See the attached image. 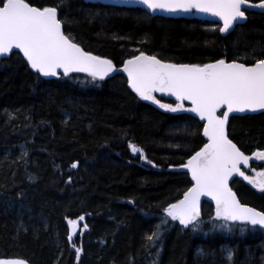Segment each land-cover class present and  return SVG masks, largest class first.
<instances>
[{"label": "trees", "instance_id": "16d2710c", "mask_svg": "<svg viewBox=\"0 0 264 264\" xmlns=\"http://www.w3.org/2000/svg\"><path fill=\"white\" fill-rule=\"evenodd\" d=\"M26 2L45 7L58 0ZM143 12L66 0L59 18L85 51L116 67L138 55L137 49L176 64L225 59L248 66L255 63L254 56L264 57V14L248 13L244 24L221 35L213 30L216 24L143 19ZM37 76L17 53L0 61V259L22 258L29 264H264V232L213 231V224L222 222L213 220L209 204L201 208V232L164 217L162 209L191 186L187 174L173 169L203 147L200 122L139 100L121 75L93 83L79 73ZM186 128L196 129L197 135H188ZM227 132L245 155L264 151V115L233 117ZM129 141L157 167L133 156ZM230 186L243 205L264 211V192L237 179ZM66 218L78 223L74 244L67 239ZM157 225L161 238L149 250L145 237ZM76 247L82 249L79 260ZM201 249L208 255H200ZM224 250L233 253L231 261Z\"/></svg>", "mask_w": 264, "mask_h": 264}, {"label": "snow or ice", "instance_id": "6c2138e0", "mask_svg": "<svg viewBox=\"0 0 264 264\" xmlns=\"http://www.w3.org/2000/svg\"><path fill=\"white\" fill-rule=\"evenodd\" d=\"M113 3L139 5L144 10L143 19H151L158 13L166 15L202 14L219 21L214 31L230 34L240 27L248 16V10H260L264 14V0H112ZM66 0H58L54 6H31L26 0H0V57H9L18 50L28 68L39 77H70L71 73H85L91 77L89 83L103 81L114 73H125L127 86L141 101H148L169 113H191L204 122L202 135L206 143L181 167L191 176L192 187L176 203L163 208L164 217L178 221L193 233L201 232L202 196L215 203L213 231L244 234L257 229L264 230V211L243 205L229 186L233 176H240L258 191L264 192V182H254L240 169L249 166L251 157L245 155L227 132L230 114L264 110V57H253L255 63L247 66L233 61L219 59L207 64L164 63L156 55H148L137 49L138 55L123 61V67H116L112 60L101 58L85 51L75 38L63 30L59 9ZM123 39V37H119ZM143 43V41H140ZM264 51V46L260 48ZM256 50L253 49V53ZM246 58V57H245ZM99 87V85H96ZM160 93L175 98V105L161 103L154 95ZM187 101L191 106L185 107ZM222 109H226L221 111ZM190 136L197 135L194 128H186ZM133 156L153 168L157 165L148 159L143 148L129 141ZM179 147V145H176ZM257 160H264V151L253 153ZM73 169L78 163L71 164ZM264 175V172L260 173ZM31 180L32 177H29ZM68 183H71L69 176ZM131 203V201H129ZM84 216L78 218L84 220ZM67 219V218H66ZM67 239L74 244L77 234L76 220L67 219ZM168 220L162 218L161 224ZM87 224L83 226L87 229ZM161 225L151 234H146L151 250L161 238ZM26 231V229H25ZM207 235V233H205ZM228 261L233 253L224 250ZM82 249L75 248L77 260ZM158 254V253H157ZM200 255L207 256L203 249ZM0 264H29L25 259H0Z\"/></svg>", "mask_w": 264, "mask_h": 264}, {"label": "water", "instance_id": "95a60500", "mask_svg": "<svg viewBox=\"0 0 264 264\" xmlns=\"http://www.w3.org/2000/svg\"><path fill=\"white\" fill-rule=\"evenodd\" d=\"M82 1H84L85 3H90V4H101V5L111 6V7H117V8H125V9H141V10H143L142 7L139 6V5L124 4V3H113L112 0H82ZM248 13L262 14V13L260 12V10H253V9H249V10H248ZM155 16H156V17H161V18H164V19H172V20H197V21H202V22H208V23L219 24V21H215V22H213L212 18H210V17H206V16H203L202 14H194V15H189V14L166 15V14H163V13H158V14H156ZM245 22H246V20H245V21H242V22H241V25L244 24ZM222 35H225V34H222ZM13 51H14V53L19 54V53H18V50H13ZM19 55H20L21 58L23 59L22 54H19ZM10 56H11V55H10ZM10 56H9V57H10ZM9 57H0V61H1V60H4V59H8ZM25 63H26V61H25ZM213 63H215V62H213ZM227 63H231V62H227ZM26 65H27V63H26ZM248 66H251V65H248ZM120 67H123V65H121ZM29 69H30V68H29ZM30 71L32 72L31 69H30ZM32 73H34V72H32ZM34 74L38 75L37 73H34ZM71 74H74V73H71ZM80 74H85V73H80ZM85 75H86V74H85ZM116 75H121V76L125 77L126 80H127V76H126L125 73H114V74H112L110 77H113V76H116ZM59 76H63V73L61 72ZM40 78H41V79H52V78H56V77H48V78L40 77ZM106 78H107V77H106ZM128 89H129V88H128ZM129 90L131 91V89H129ZM131 92H132V91H131ZM132 93H133V92H132ZM133 94H135V93H133ZM154 95H155L158 99H162V100H165V101H169V102H170L169 104H173V105H175V103H176L174 97H170V96H167V95H162V94H160V93H155ZM145 102H148V101H145ZM153 105H154V106H157V105H155V104H153ZM184 106H185V107H190L191 105H190L187 101H185V102H184ZM223 110H226V109H222L221 111H223ZM160 111L165 112V111H164L163 109H161V108H160ZM167 113H169V112H167ZM171 114H185V115H189V116L193 117L191 113H185V112H181V113H171ZM261 114L264 115V110L257 111V112L233 113V114H230V119L233 118V117L257 116V115H261ZM193 118L196 119L197 121H199V119H198L197 117H193ZM230 119H229V121H230ZM199 122H201L202 124L204 123V122H202V121H199ZM228 125H229V124H228ZM228 125H227V129H228ZM202 131H203V128H202ZM204 138H205V137H204ZM205 140H206V138H205ZM206 142H207V141H206ZM249 157H251V159H250V161H249V166H250V164H252V163H256V162H259V161H261L262 163H264V160H257L253 155H251V156H249ZM239 167H240L241 171H242L243 168H245L244 165H240ZM174 171H175V172H183V173L188 174V173H187V169H185V168H183V167L175 168ZM188 176H189L190 181H191V176H190V174H188ZM234 178H238V179H240L241 181H243L244 183L249 184V183H248L247 181H245L242 177H240V176H233V177L230 179V181H229V186H230V182H231ZM250 178L253 179L255 182H259V181L257 180V176L250 177ZM192 183H193V182L191 181V187H192ZM183 196H184V195H183ZM181 199H183V197H182ZM200 200H201V207H202L203 203H207V204L211 205V206L215 209V203H214V201H212L209 197H207V196H202V197L200 198ZM181 226H182V225H181ZM182 227H183V226H182ZM263 231H264V230H263Z\"/></svg>", "mask_w": 264, "mask_h": 264}, {"label": "flooded vegetation", "instance_id": "af4514ba", "mask_svg": "<svg viewBox=\"0 0 264 264\" xmlns=\"http://www.w3.org/2000/svg\"><path fill=\"white\" fill-rule=\"evenodd\" d=\"M246 173L248 175H253V174H259L264 172V165L261 164L260 162L256 164H251L248 168L245 169ZM259 179L264 182V175H260Z\"/></svg>", "mask_w": 264, "mask_h": 264}, {"label": "rangeland", "instance_id": "374dc122", "mask_svg": "<svg viewBox=\"0 0 264 264\" xmlns=\"http://www.w3.org/2000/svg\"><path fill=\"white\" fill-rule=\"evenodd\" d=\"M75 231H76V233H77V232L79 231V230H78V228H77V229H75Z\"/></svg>", "mask_w": 264, "mask_h": 264}, {"label": "bare ground", "instance_id": "6f19581e", "mask_svg": "<svg viewBox=\"0 0 264 264\" xmlns=\"http://www.w3.org/2000/svg\"><path fill=\"white\" fill-rule=\"evenodd\" d=\"M114 77V76H113ZM179 167H181V166H179ZM179 167H177V168H179Z\"/></svg>", "mask_w": 264, "mask_h": 264}]
</instances>
